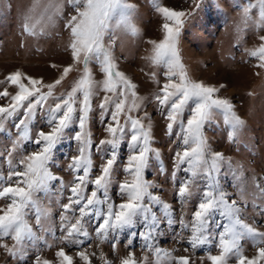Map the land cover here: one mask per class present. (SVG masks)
Listing matches in <instances>:
<instances>
[{
	"label": "snow or ice",
	"instance_id": "6c2138e0",
	"mask_svg": "<svg viewBox=\"0 0 264 264\" xmlns=\"http://www.w3.org/2000/svg\"><path fill=\"white\" fill-rule=\"evenodd\" d=\"M67 4L71 9L67 16L62 13L61 0L53 5V12L60 15L68 32L66 51L70 53L71 63L51 64L58 75L50 82L21 70L0 81L15 88L14 93L7 87L0 91V100L7 101L0 105V134L10 140V147L0 149V200L5 202L0 207V247L18 264H30V247L37 252L31 264H75L74 256L64 247L56 251L55 262L39 255L41 243L44 248L53 247L37 234L47 231L58 243L80 249L76 257L81 264H93L96 253L90 255L86 251L92 241L109 244L115 253L119 238L127 234L125 244L129 251L120 264H149L147 255L136 258V239L143 242L145 251L154 254L155 264L163 261L195 264L190 256H175L156 246L154 242L162 234L160 225L166 223L174 229L179 225L180 234L174 237L177 240L187 233L185 252L196 255L198 250H206L210 264H264V231L248 223L244 215L247 200L243 172H237L229 158L212 149L205 131L216 122L217 116H222L229 129L228 140L236 143L245 121L236 113L232 101L219 95L220 87L193 79L184 64L179 44L184 18L189 12L154 4L165 21L163 39L147 41L152 47L145 59L151 67L163 69L160 74L163 79L156 72L147 73L156 86L149 99L139 95L138 85L120 70L114 54L118 29L133 37L140 34L132 19L136 5L128 0H67ZM192 4L196 8L200 6L199 0H192ZM240 11L244 25L251 23L258 32L264 31V0H246ZM51 19L48 16L37 20L25 15L21 21L22 33L32 37L44 35ZM237 30L240 31L239 26ZM258 38L260 45L245 51L257 61L254 66L264 71V35ZM93 64L102 73V80L95 78ZM73 71H81L79 78L70 90L57 93ZM97 98L99 102L94 105ZM149 104H155L156 115L166 122L165 135L176 144L170 174L161 150L154 147ZM97 109L98 125L106 133L98 144L91 127ZM9 121L16 132L14 137L6 128ZM36 125L42 126L33 132ZM64 143L76 150L75 155L67 157L66 168L61 169L71 175L69 182L53 171L57 150ZM28 144L32 145L31 150L26 148ZM125 144L127 155L121 164V148ZM97 154L101 161L98 166L94 160ZM154 165L175 187L181 213L196 198L190 219L177 217L172 204L156 194L161 186L147 175ZM118 167L125 174L122 181L116 180ZM225 167L239 181L234 187L242 203L230 198L221 185ZM114 184L121 201L118 204L110 195ZM253 184L256 188L253 210L264 215V203H256L264 200V187L255 177ZM41 194L50 200L54 198L60 209L62 235L59 237L51 227L45 228L52 210L41 203ZM33 213L35 228L28 219ZM217 214L222 222L217 220ZM92 220L96 221L95 225H91ZM213 224L220 231L213 232ZM138 225L142 227L139 232L135 231ZM245 240L257 249L255 256L245 255L242 244ZM8 241L13 242L11 246ZM214 248L219 254H212ZM204 255L199 253L201 264ZM99 259L102 264H112L103 252L99 253Z\"/></svg>",
	"mask_w": 264,
	"mask_h": 264
},
{
	"label": "rangeland",
	"instance_id": "374dc122",
	"mask_svg": "<svg viewBox=\"0 0 264 264\" xmlns=\"http://www.w3.org/2000/svg\"><path fill=\"white\" fill-rule=\"evenodd\" d=\"M129 3L136 5V11L133 14V22L139 29V36L133 37L124 31L117 30V41L114 54L117 58L120 70L128 75L137 85L140 96L151 99L156 86L149 79L147 73L156 72L161 79L162 68L151 67L145 59L151 52V45L147 41L155 40L159 42L163 39L162 25L165 22L162 15L155 10L154 4L173 8L175 10H186L189 12L184 18V26L180 36V49L183 62L186 65L191 77L206 84L220 87L219 95L232 101L236 113L245 121L243 129L238 133V140L232 143L228 140V127L224 124L222 116L215 118L216 122L206 128V135L214 151L222 152L225 157L232 161L233 168L243 172L244 188L246 192L247 207L244 208V215L247 222L253 224L260 231H264V215L257 214L253 210L252 202L256 193L253 178L264 187V71L256 68L257 61L250 58L245 49H253L260 45L259 36L264 35V31H257L251 23L244 25L242 22V12L240 7L245 5L246 0H199L200 6L196 8L192 0H128ZM254 2V0H252ZM57 0H0V81H4L6 76L16 70L36 77L43 78L46 82L52 81L57 77L58 72L51 68V64L67 66L71 63L70 53L66 51L69 43L68 32L63 27V19L59 14L53 12V5ZM63 4L62 13L67 16L71 11L67 0H61ZM25 15H31L35 19H46L51 16V22L45 28V34L38 37L28 36L22 33L21 21ZM253 16H256V10H253ZM238 26L240 31H238ZM106 38V43H107ZM81 71H82V66ZM92 71L97 80H102L103 75L99 68L93 64ZM81 71H73L64 81L63 87L57 89V93L63 90H70L72 83L79 78ZM260 74L257 75L256 73ZM222 86V87H221ZM7 87L10 93L15 92L14 86L10 84H0V91ZM103 93H101V96ZM99 98L94 100V105L98 104ZM6 99L0 100V105L6 104ZM147 103V101H146ZM93 114L92 132L95 142L105 138L106 133L102 126L98 125L97 113ZM147 111L153 115V134L156 143L154 147L161 150L164 164L169 172L173 169L172 156L176 144L169 141L165 135L166 122L156 115L155 104H149ZM34 126L33 132L36 127ZM6 128L16 135L13 123L9 121ZM45 131L48 129L45 128ZM10 147L9 138L0 134V149ZM28 150L32 145H26ZM76 150L68 143L59 146L56 153L57 165L53 171L62 176L65 182H69L72 177L68 172L61 171L68 164L67 157L75 155ZM127 155L126 144L121 148L122 164ZM96 165L101 161L99 155L94 156ZM6 173L7 167L4 166ZM221 185L230 194V198H236L238 203H242L238 197V189L234 187L239 181H236L231 172L225 167L222 169ZM123 171L118 167L116 170V180L122 181ZM148 178L158 183L161 188L156 194L172 204L177 217L183 215L184 219L191 218L192 211L196 206V198L184 208L181 213V205L177 202L175 196V187L169 182L168 176L161 175L158 172V166L151 168L148 172ZM180 175H183L181 173ZM110 195L115 203H120V197L117 186L114 184ZM4 201L0 200V207L4 206ZM41 203L52 210V217L45 221V228L51 227L55 231L56 237L62 235L60 231L59 213L60 209L55 204V199L51 200L41 194ZM257 204L264 203V200H257ZM156 211L159 215L157 208ZM30 223L35 228L34 213L28 217ZM217 220L222 222V218L217 214ZM96 221L92 220L91 225ZM162 234L154 242L156 246L173 253L175 256H190L195 260V264H201L198 258L200 252H204L203 264H210L207 260L206 250H198L194 255L191 252H185L184 248L187 241V233L181 234L179 240L174 237L179 233V225L170 228L166 223L160 225ZM142 230L140 225L135 231ZM213 232L220 229L212 226ZM92 231V227H89ZM38 235L52 244V248H44L40 244L39 255L50 261H57L55 255L59 248L64 247L68 254L73 255L75 264H81L76 247H66L58 243L49 232H38ZM127 234L119 238V244L115 253L109 244H100L98 241H92L86 248L88 254L96 253L92 257L93 264H102L99 259V253L103 252L112 264H120V259L128 255V246L125 244ZM9 245L13 243L8 241ZM142 241L136 239L135 248L136 258L139 260L143 256L149 257V264H155V256L152 252L143 249ZM245 255L253 257L257 254V249L253 247L251 241H242ZM37 252L30 247L28 260L31 264L32 258ZM212 254H219L218 249L214 248ZM0 264H18L15 259H10L5 250L0 247ZM162 264H167L163 261Z\"/></svg>",
	"mask_w": 264,
	"mask_h": 264
}]
</instances>
